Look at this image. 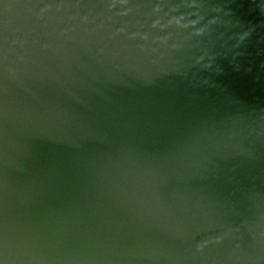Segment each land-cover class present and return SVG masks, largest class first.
Masks as SVG:
<instances>
[{
	"label": "water",
	"instance_id": "95a60500",
	"mask_svg": "<svg viewBox=\"0 0 264 264\" xmlns=\"http://www.w3.org/2000/svg\"><path fill=\"white\" fill-rule=\"evenodd\" d=\"M0 264H264V0H0Z\"/></svg>",
	"mask_w": 264,
	"mask_h": 264
}]
</instances>
